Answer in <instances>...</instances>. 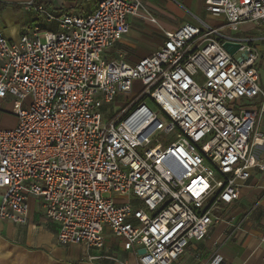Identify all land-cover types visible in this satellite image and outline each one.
Returning <instances> with one entry per match:
<instances>
[{
  "label": "built area",
  "instance_id": "built-area-1",
  "mask_svg": "<svg viewBox=\"0 0 264 264\" xmlns=\"http://www.w3.org/2000/svg\"><path fill=\"white\" fill-rule=\"evenodd\" d=\"M204 5L223 24L195 18L164 31L163 45L135 64L107 53L141 0H101L88 16L24 5L58 30L45 31V43L38 25L18 41L0 33V114L11 104L18 119L0 129V221L27 223L36 198L60 245L103 252L108 232L136 264H179L209 236L252 172H264L260 54L242 28H264V0ZM227 42L241 48L231 55ZM258 97L260 107L247 105ZM101 259L119 262L89 258Z\"/></svg>",
  "mask_w": 264,
  "mask_h": 264
},
{
  "label": "crops",
  "instance_id": "crops-1",
  "mask_svg": "<svg viewBox=\"0 0 264 264\" xmlns=\"http://www.w3.org/2000/svg\"><path fill=\"white\" fill-rule=\"evenodd\" d=\"M30 1L43 3L58 15L88 16L101 0H0L21 7L15 10L9 6L0 11V33L8 40L18 41L27 29L37 25L43 31L58 30L56 23H49L43 17L25 11L24 5ZM141 1L144 10L139 16L129 17V32L108 51L110 59L122 58L135 64L163 45L164 31H174L185 23H196L195 18L211 25L218 24V20L205 11L204 0ZM175 3L181 4L189 14L182 13ZM148 14L156 19V24L148 20ZM251 30L260 31L259 36L252 39L260 54L259 85L264 91V28L252 27ZM261 102L262 97H258L247 105L260 107ZM8 114L18 123V119L5 106L0 116ZM259 129L264 133V117ZM261 156L264 158V147ZM240 192L239 200L220 213L223 220L211 229L204 241L193 243L179 264H203L215 255L223 257L224 264H264V172L253 171ZM232 218L234 220L229 223ZM242 221L241 230L237 231L234 226ZM57 230L58 226L45 217L40 201L32 198L27 223L0 221V264H136L135 255L124 251L122 241L108 232L105 250L98 252L82 245H60ZM102 255L115 256L119 262L89 260L90 257Z\"/></svg>",
  "mask_w": 264,
  "mask_h": 264
},
{
  "label": "rangeland",
  "instance_id": "rangeland-1",
  "mask_svg": "<svg viewBox=\"0 0 264 264\" xmlns=\"http://www.w3.org/2000/svg\"><path fill=\"white\" fill-rule=\"evenodd\" d=\"M175 5L178 7V9L182 13L189 14L188 11L185 10V8L181 4H179V3L176 4L175 3ZM220 24H223L221 19L218 20V24L216 26H220ZM242 28H243V31H245L243 33V36H248L250 38H252L254 36H259L260 31H258V30H251L252 26L250 24H246ZM40 40H41L42 43H45L46 42L45 31H43V32L40 33ZM139 89H140L139 83H135V85H134V93L131 94V95L125 96L124 99L125 98H131V97H133L134 94L137 91H139ZM122 101H123V98H120L119 101H118V105L115 108L119 107L120 104L122 103ZM6 110L8 112H11L12 113V110H13L12 105L11 104L6 105ZM16 126H17V122H16V120H15L14 117L10 116L9 114L8 115H1L0 116V129L13 128V127H16ZM175 140H176V136L175 135H173L171 137H168V142L169 143H172Z\"/></svg>",
  "mask_w": 264,
  "mask_h": 264
},
{
  "label": "water",
  "instance_id": "water-1",
  "mask_svg": "<svg viewBox=\"0 0 264 264\" xmlns=\"http://www.w3.org/2000/svg\"><path fill=\"white\" fill-rule=\"evenodd\" d=\"M224 48L231 54L234 55L240 48L241 45L240 44H232V43H225L224 44ZM242 59H239V61H241ZM145 251L142 249L139 251V254H144Z\"/></svg>",
  "mask_w": 264,
  "mask_h": 264
},
{
  "label": "trees",
  "instance_id": "trees-1",
  "mask_svg": "<svg viewBox=\"0 0 264 264\" xmlns=\"http://www.w3.org/2000/svg\"><path fill=\"white\" fill-rule=\"evenodd\" d=\"M11 6L12 8H14L15 10L21 8L20 6L16 5V4H7V3H3L0 2V11L4 10L5 8Z\"/></svg>",
  "mask_w": 264,
  "mask_h": 264
}]
</instances>
